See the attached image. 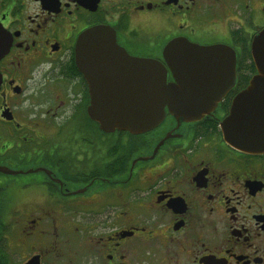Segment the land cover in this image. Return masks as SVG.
<instances>
[{
	"label": "flooded vegetation",
	"instance_id": "flooded-vegetation-1",
	"mask_svg": "<svg viewBox=\"0 0 264 264\" xmlns=\"http://www.w3.org/2000/svg\"><path fill=\"white\" fill-rule=\"evenodd\" d=\"M0 25V264H264V149L222 124L264 0H0ZM99 26L166 67L174 38L229 46L235 82L199 117L166 106L146 131L101 128L75 56Z\"/></svg>",
	"mask_w": 264,
	"mask_h": 264
},
{
	"label": "water",
	"instance_id": "water-1",
	"mask_svg": "<svg viewBox=\"0 0 264 264\" xmlns=\"http://www.w3.org/2000/svg\"><path fill=\"white\" fill-rule=\"evenodd\" d=\"M9 43L0 25V58ZM75 45L76 66L96 79L93 98L103 103L99 115L94 107V117L108 130L146 131L162 119L166 106L184 118L199 117L214 108L235 82L236 55L223 44L200 46L174 38L162 51L168 68L157 60L130 57L105 26L83 31ZM249 48L256 73L232 99L222 124L226 138L254 152L264 149V28L253 36ZM169 73L173 81H168ZM0 170L10 171L2 166Z\"/></svg>",
	"mask_w": 264,
	"mask_h": 264
},
{
	"label": "trees",
	"instance_id": "trees-1",
	"mask_svg": "<svg viewBox=\"0 0 264 264\" xmlns=\"http://www.w3.org/2000/svg\"><path fill=\"white\" fill-rule=\"evenodd\" d=\"M246 49V55H247V58L249 57V51L246 47H244ZM249 71L251 72H255V69L253 68V64L252 62H250V65L246 67Z\"/></svg>",
	"mask_w": 264,
	"mask_h": 264
},
{
	"label": "rangeland",
	"instance_id": "rangeland-1",
	"mask_svg": "<svg viewBox=\"0 0 264 264\" xmlns=\"http://www.w3.org/2000/svg\"><path fill=\"white\" fill-rule=\"evenodd\" d=\"M244 31H246V30H244Z\"/></svg>",
	"mask_w": 264,
	"mask_h": 264
}]
</instances>
